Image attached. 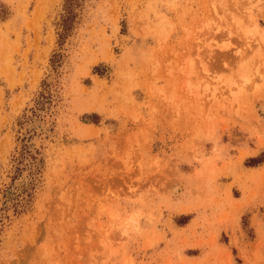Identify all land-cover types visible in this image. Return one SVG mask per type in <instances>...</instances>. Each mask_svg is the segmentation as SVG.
Returning <instances> with one entry per match:
<instances>
[{
    "label": "rangeland",
    "instance_id": "obj_1",
    "mask_svg": "<svg viewBox=\"0 0 264 264\" xmlns=\"http://www.w3.org/2000/svg\"><path fill=\"white\" fill-rule=\"evenodd\" d=\"M72 2L0 0V264H264V0Z\"/></svg>",
    "mask_w": 264,
    "mask_h": 264
},
{
    "label": "trees",
    "instance_id": "obj_2",
    "mask_svg": "<svg viewBox=\"0 0 264 264\" xmlns=\"http://www.w3.org/2000/svg\"><path fill=\"white\" fill-rule=\"evenodd\" d=\"M72 1L73 0H64L63 3V15L59 23V32H58L59 42L62 41V39L67 34L71 26V21L73 19L72 8L74 4ZM97 74L101 75L100 73ZM48 96H49L48 92L41 93L39 95V99L36 101L35 111L41 110L43 104L48 103V98H49ZM36 154H37L36 152H33L31 150V146L28 143V137L22 139V144L17 153V157L14 159L16 163L15 172L19 173L24 170L27 171L29 181L27 187H25L24 189H22L17 193L11 192L10 188H7L4 191L2 196L4 202L0 207V222L2 221V219L6 218L5 212L9 209L14 214H20L25 210L24 207L26 205L27 198L30 195V191L33 190L35 181L37 179L39 170L41 168V161L37 159ZM251 160L252 159H250L249 162Z\"/></svg>",
    "mask_w": 264,
    "mask_h": 264
}]
</instances>
